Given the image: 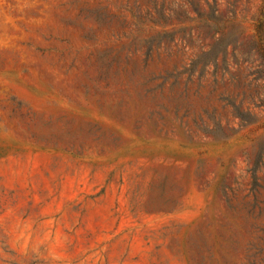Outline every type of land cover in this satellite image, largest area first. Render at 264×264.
Here are the masks:
<instances>
[{
  "label": "rangeland",
  "instance_id": "rangeland-1",
  "mask_svg": "<svg viewBox=\"0 0 264 264\" xmlns=\"http://www.w3.org/2000/svg\"><path fill=\"white\" fill-rule=\"evenodd\" d=\"M217 2L236 24L213 88V64L160 85L211 39L145 20L173 35L144 60L152 0H0V264H264V100L243 85L264 0Z\"/></svg>",
  "mask_w": 264,
  "mask_h": 264
},
{
  "label": "trees",
  "instance_id": "trees-1",
  "mask_svg": "<svg viewBox=\"0 0 264 264\" xmlns=\"http://www.w3.org/2000/svg\"><path fill=\"white\" fill-rule=\"evenodd\" d=\"M191 6L196 12L195 16H190L186 9L180 7L178 10H173V12L167 13L165 10V0H152L153 10L151 13L149 10L145 13L139 11L138 7L136 10H133L132 15L137 19L135 28L136 30L130 34L132 36V42L144 48V60L151 58L152 53L156 51L159 53V47L162 42L166 39H171L173 33L171 31L163 30V31H155L153 27L150 26L149 29L153 30L151 34L145 35L148 32L143 29V22L145 20L149 22H155L159 20H167L170 19L174 14L176 17H182L184 20L191 21L195 23V28L199 31L198 37L203 41L206 38H210L211 41L201 45L200 51L195 55V58L191 62L190 68H183L181 70H177L174 68L173 71H166L164 75L159 78L162 79L160 85H163L169 79H173L171 85H174L177 82V79L186 72L191 73L195 71L197 66L199 65L200 74L203 75L208 66L210 64L214 65L213 75L214 79L212 81L213 88L218 84L217 79V60L218 55L222 51L223 55H227L226 46H222L224 38L226 34L231 32L236 24V16L235 11L232 8L226 10V12H220L218 7L217 0L207 1V5L201 7L194 0L190 1ZM183 32H187L188 36L191 37L192 28L189 25H183L181 28ZM246 50V59L247 61L252 62L250 60L251 57L258 55L259 58L263 60L262 65L260 66H252V71L244 76L246 79L249 76H252L248 81H244L243 85L246 87H250L254 85L258 88L255 93V98L258 101L264 100V18L257 20V26L255 27V31L248 41L245 42ZM166 55H170L168 50L165 49ZM224 59V58H223ZM225 60V59H224ZM226 75H229L228 78H225ZM226 79L228 82L234 83L235 77L228 70V66L225 65L222 71V79ZM191 79V76H188V80ZM254 99V96H252ZM220 101H222L225 105L231 106L232 111L241 119L247 120V118L251 117V112L247 109L242 108L240 103H237L235 98L229 94H220Z\"/></svg>",
  "mask_w": 264,
  "mask_h": 264
}]
</instances>
